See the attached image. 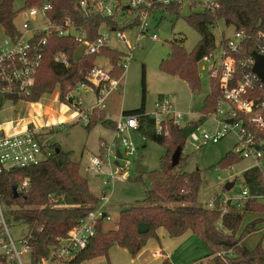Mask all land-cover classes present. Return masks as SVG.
<instances>
[{
	"label": "trees",
	"instance_id": "16d2710c",
	"mask_svg": "<svg viewBox=\"0 0 264 264\" xmlns=\"http://www.w3.org/2000/svg\"><path fill=\"white\" fill-rule=\"evenodd\" d=\"M15 1L0 0V27L10 36L16 33L14 18L20 9L38 6L43 2L52 4L48 17L53 22L58 23L66 16L71 17L77 29L85 33L87 40L96 38L102 24L117 27L112 17L99 15L82 17L75 6L78 0H24L19 9H15ZM216 2L219 6L214 11L203 8L202 11H192L184 17L199 36L194 47L187 50L182 39H174L170 42L167 57L161 59L159 63L162 72L184 81L192 93H197L200 88L198 62L216 47L215 37L211 31L216 22L222 21L226 26L243 30L247 37L245 54L256 49V44H264V0H216ZM197 4L199 3L192 1L190 6L193 8ZM180 5L181 2L176 1L157 4L156 10L160 8L178 15ZM77 45L78 42L73 37H50L35 85L28 97L30 102L38 101L43 94L49 93L52 86L55 88L56 84L59 86V92L61 90L60 94H63L67 86L79 81L77 74L71 72V67L59 64L53 58L55 53L64 52L72 64V55ZM102 56L112 64L120 58L116 50L102 47L99 52L84 56L77 64L78 71L85 72L90 69L94 61ZM121 72L120 69L114 68L111 73L116 77ZM142 84L141 106L123 113L141 114L138 117L137 131H141L149 140L164 146L161 171L153 175L152 185L146 189L142 201L119 211L113 228L105 230L102 228L103 222L99 221L95 234L86 248L76 254L68 264H80L96 257L107 259L108 250L113 245L125 248L134 257L148 238L158 239L159 228H163L170 238L179 237L188 231L194 233L207 250L203 258L214 260L216 264H264V250L260 243L250 251L243 245L244 237L256 230L261 221L259 218L249 222L241 235L236 237L244 213L256 211V206L264 209V205L250 200L246 202L242 211L231 207L222 213L218 209H208L198 204V193L203 183L200 172L198 170L173 172L181 162L182 153L174 166L167 163L166 159L170 154L172 157L176 148L184 146L189 132L204 118L201 116L185 127L165 122L162 130L156 132L154 120L142 115L145 111L144 79ZM210 84L211 91L204 99L201 115L214 110L219 96L215 76L210 75ZM63 96L60 97L63 99ZM93 113L89 116L87 130L97 122L107 129L114 128V121L102 117L94 120ZM48 147L52 150L51 154L39 163L0 173V200L7 206L6 218L26 225L24 237L31 248L33 260L47 256L50 248L57 245L58 239L65 237L75 223L100 201L99 197L91 192L87 179L81 175L80 161L73 158L72 151L62 150L55 144H48ZM236 160L240 159L232 152H228L220 159L219 164L227 168ZM23 180L27 181V185L19 190V196L14 198L12 186H18ZM242 180L251 193L264 192L260 174L256 169L242 172ZM139 223L149 225L146 233H138ZM222 258H226L227 261Z\"/></svg>",
	"mask_w": 264,
	"mask_h": 264
},
{
	"label": "built area",
	"instance_id": "2783aa9c",
	"mask_svg": "<svg viewBox=\"0 0 264 264\" xmlns=\"http://www.w3.org/2000/svg\"><path fill=\"white\" fill-rule=\"evenodd\" d=\"M172 1L181 2L182 0H78L75 6L82 17L99 15L112 17L116 21L117 27L102 24L98 35L93 40L86 39L85 33L77 29L71 17L66 16L58 23L53 22L48 17V11L52 8L50 2L20 9L17 13V15L20 13L23 15L20 27L16 26L14 21L16 33L10 36L5 32L0 41V106L6 100L30 102L28 97L35 85L48 40L51 36L73 37L78 42L77 47L81 44L86 46L80 60L86 55L99 52L102 47L116 50L120 54L115 64L108 60L109 69L97 65L96 60L85 72L78 71L76 67L75 74L79 81L66 87L61 100L62 104L75 113V123L88 125L90 114L94 111H104L109 94L120 89L122 77L136 47V40L140 34L149 30V17L156 10V5L169 4ZM192 1L198 2L203 8L211 11L219 6L216 0ZM118 13L123 19L121 22L116 19ZM131 28L137 29L133 45L125 33L126 29ZM111 34L124 45V50L109 45ZM220 35V40L215 43V49L202 58L207 62L212 61L210 75L217 79L219 96L214 110L205 115L199 113L195 119H185V115L191 113L184 114L179 111L172 101V96L167 95L158 97L152 109L149 112L144 111L142 115L154 120L156 132L162 130L165 122L185 127L203 116L204 120L191 130L186 138V141L195 147L208 142L217 143L227 132H232L237 139L231 151L232 154L240 160H248L250 165L244 171L256 169L260 174L261 185L264 187V83L253 71L252 56V52L264 55V44H256V49L245 54L247 37L243 30L234 28L228 36L220 31ZM152 38L155 39V36ZM216 49L219 50L218 62L213 58ZM53 58L59 64L72 66L69 56L64 52L55 53ZM114 68L122 71L119 76L112 75ZM89 95L92 96V103L88 100ZM139 116L141 114L122 112L118 118L112 120L114 128L111 129L113 134L111 139L101 142L99 152L88 157L87 167L90 171L100 173L105 166L109 168L104 185H113L117 181L129 178L128 171L134 164L130 158L137 150L130 132L137 131ZM206 117H209L213 124L212 130L202 126ZM40 135L32 128L14 135L5 134L0 130V173L35 165L47 158L52 150ZM117 149L121 152V159L116 156ZM116 161L119 162L118 165L115 164ZM226 169L233 170V166ZM236 176L229 174L224 181L232 180ZM26 185L27 181L23 180L17 186V190H22ZM106 198L107 196L102 193L99 200L103 202L100 204L99 201L92 207L75 223L65 237L58 239L57 245L50 248L47 256L38 260L32 259L31 248L24 235L21 239L22 249L15 244L9 232L4 204L0 200V236H2L0 264H24V255L28 256V264L70 263L76 254L86 248L95 234L98 222L102 221L104 224L105 221H110V215L104 211ZM250 200L263 204L264 192L251 193L249 187L244 184L239 195L224 196L220 193L209 197L202 206L218 209L222 213L231 207L242 211L246 202ZM157 254L159 255L160 252L155 253Z\"/></svg>",
	"mask_w": 264,
	"mask_h": 264
},
{
	"label": "rangeland",
	"instance_id": "374dc122",
	"mask_svg": "<svg viewBox=\"0 0 264 264\" xmlns=\"http://www.w3.org/2000/svg\"><path fill=\"white\" fill-rule=\"evenodd\" d=\"M192 0H182L178 9V15L158 8L154 10L149 17V30L140 34L136 40V47L132 52V58L124 73L121 87L119 91L113 93L106 101V108L102 112H94L92 117L94 120L99 117L118 118L123 111L139 108L142 103V91L144 79L145 84V104L144 110L149 112L152 109L154 101L162 96H172L175 107L182 113L186 114L185 119H195L204 107V99L211 91L210 84V64L212 61L200 60L198 62V71L200 75V88L197 93H192L188 85L176 78L169 76L159 69L161 59L167 57L170 51V42L174 39H182L183 46L187 50H191L198 41L196 31L184 20V17L193 12L202 11L200 4L191 8ZM24 0H16L15 9L22 7ZM23 15L20 13L15 18L16 26L20 27ZM119 20V13L116 15ZM3 29L0 27V41L3 39ZM137 29H126L125 33L129 37L131 44L135 42V33ZM212 33L215 40L221 38L220 31L226 35H231L233 26H226L222 21L212 27ZM155 36V39L152 38ZM109 45L111 47L124 50V45L118 42L114 35L111 34ZM219 50L216 49L213 58L218 62ZM97 65L109 69L110 64L106 57H98L95 61ZM53 87V86H52ZM50 88L49 93L43 94L36 101V109L34 113L40 112L44 121L50 120L53 116H57L62 111L61 95L55 88ZM66 89V88H65ZM64 89V91H65ZM60 99H59V97ZM88 100L92 101V96H88ZM92 103V102H91ZM87 106H89L87 104ZM50 108V114H48ZM31 109L30 102L21 101V114H26ZM106 111V113H105ZM107 114V115H106ZM45 123V122H44ZM44 126V125H43ZM202 126L208 130H212L213 124L209 117L203 122ZM45 131L46 138L59 146L62 150L72 151L73 158L80 161V173L84 176L94 195L100 197L104 193L107 198L104 203V211L110 215V221H105L103 227L105 230L113 228L117 220L119 211L142 201L145 197L146 189L152 185V177L161 171V157L164 154V146L157 144L147 137L141 131L130 132V137L135 143L137 150L130 158L134 164L128 171L129 178L115 182L113 185H104L103 182L108 178L109 168L105 166L100 173L90 171L87 167L88 157L96 154L99 150L100 140L102 138L108 140L111 136V130L103 127L99 122L93 124L89 130L83 123H76L71 126L68 124L64 127L61 125L54 126L52 132L48 128ZM44 138L42 135H40ZM43 141V140H42ZM46 141V140H45ZM237 139L232 132H227L217 143H205L202 146L195 147L189 141H186L182 147L181 162L174 168L173 172H192L198 170L202 176L203 183L198 193L197 203L203 205V202L209 197L222 193L224 196L239 195L244 186L242 180V172L250 165L248 160H236L231 166L233 170L222 167L220 159L231 152L235 146ZM171 155V154H170ZM166 162L171 164L170 156ZM140 162L147 167L145 173H138L135 161ZM114 169V168H113ZM237 175L232 180L224 181L227 175ZM233 182L231 189L226 190L225 185ZM223 189V190H222ZM103 201H100V204ZM264 205V202L263 204ZM254 212L244 213V217L240 228L236 232L239 237L243 228L251 221L258 217L264 219V209L256 206ZM5 211L7 206L3 205ZM228 211V209H227ZM226 211V212H227ZM8 222L9 232L19 249H22V235L26 233V225L21 222H14L6 218ZM264 225L259 223L256 229ZM159 236L156 238H148L143 248L132 257L130 253L122 247L113 245L108 250V257H96L83 264H162L163 257L166 255L173 264H190L203 258L206 249L200 238L192 232H186L176 238H169L163 228L157 230ZM2 236H0V242ZM260 243L264 249V233L255 230L243 239V245L247 250H252ZM161 252L160 256L154 257L153 252ZM230 255V253L228 254ZM226 258H222L225 260ZM208 259L203 260L202 264H207ZM210 261V259H209ZM227 261V259H226ZM24 264H28V256H23Z\"/></svg>",
	"mask_w": 264,
	"mask_h": 264
},
{
	"label": "crops",
	"instance_id": "0c3cea01",
	"mask_svg": "<svg viewBox=\"0 0 264 264\" xmlns=\"http://www.w3.org/2000/svg\"><path fill=\"white\" fill-rule=\"evenodd\" d=\"M118 21L119 22L123 21L122 17ZM233 29H234V27H233ZM4 33L5 32L3 31V34ZM224 35L228 36L225 34V32H224ZM216 42L217 41L215 40V43ZM123 77H124V75H123ZM123 77H122V80H123ZM122 80L120 83V87L122 84ZM115 92L116 91H113L112 93H110L109 96L107 97V100ZM30 106H31V109L26 114H21V100H16V101L6 100V101H4L0 106V130H2L5 134L14 135V134H19V133L25 131L27 128H32L33 130H35L36 133L41 134L44 137V138H42V137L41 138L43 140H46V142L48 144H53L48 140V138H46L45 134H48V133H45V131L47 129H43V128H48L52 132V129L54 126L61 125L62 127H64L68 124H71V126L73 125V127H74V124H76L75 123V113L71 109L67 108L64 104H61L62 111L60 112V114H58L55 117L53 116L48 121H44L45 123L43 122V119L41 117L40 112L34 113V111L36 109V103L30 102ZM48 109H49L48 114H50V111H52V110L50 108H48ZM105 113H106V111H105ZM107 118H109L111 120H115V118H112V117L107 116ZM111 132H112V130H111ZM112 135L113 134L111 133L110 139H111ZM110 139L106 140V139L102 138L100 140V144H101V142L109 141ZM99 148H100V146H99ZM98 152H99V150H98ZM247 213H250V212H247ZM258 218L261 220L260 224L264 222L263 218H261V217H258ZM258 218H256V219H258ZM256 230L262 231L264 233V225L261 228L256 229ZM158 238H159V236H158ZM155 253H157V251L153 252L154 257H158L161 254V252L159 255L158 254L155 255ZM206 254H207V250H206ZM205 259L206 258H201V259L197 260V262L195 261L194 263H190V264H202L203 260H205ZM107 262H108V260H107ZM207 262H209V260ZM162 264H173V263H171L170 260L168 259V257L165 255L163 257Z\"/></svg>",
	"mask_w": 264,
	"mask_h": 264
},
{
	"label": "water",
	"instance_id": "95a60500",
	"mask_svg": "<svg viewBox=\"0 0 264 264\" xmlns=\"http://www.w3.org/2000/svg\"><path fill=\"white\" fill-rule=\"evenodd\" d=\"M86 49V46L84 44L79 45L76 50L73 52L72 55V66H71V72H76V67L78 64V61L82 57L83 51ZM252 56L254 58V64H253V71L258 75V77L261 79V81L264 83V55L260 54L258 52H252ZM80 77V75H78ZM182 153V147H178L175 149V151L172 154L171 157V164L174 166L178 163L179 157ZM116 156L118 159H121L122 155L121 152L117 149L116 150ZM118 161L115 162L116 165H118ZM138 173H145L147 171V167L144 166L140 160L135 161ZM233 186V182H229L225 185V189L228 190ZM12 193L14 198L19 196V192L17 190V186H12ZM149 229V225L147 223H139L137 225V231L138 233H146ZM207 264H216L214 260H210Z\"/></svg>",
	"mask_w": 264,
	"mask_h": 264
}]
</instances>
